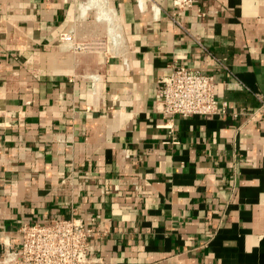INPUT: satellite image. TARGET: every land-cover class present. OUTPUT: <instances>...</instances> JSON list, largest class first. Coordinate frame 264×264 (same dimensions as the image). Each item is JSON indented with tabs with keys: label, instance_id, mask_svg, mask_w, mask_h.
<instances>
[{
	"label": "crops",
	"instance_id": "1",
	"mask_svg": "<svg viewBox=\"0 0 264 264\" xmlns=\"http://www.w3.org/2000/svg\"><path fill=\"white\" fill-rule=\"evenodd\" d=\"M85 1L0 0V261L22 225L74 215L103 264H264V0H195L190 35L173 0H105L112 57L65 43L100 29ZM173 65L213 75L229 114L164 128Z\"/></svg>",
	"mask_w": 264,
	"mask_h": 264
},
{
	"label": "built area",
	"instance_id": "2",
	"mask_svg": "<svg viewBox=\"0 0 264 264\" xmlns=\"http://www.w3.org/2000/svg\"><path fill=\"white\" fill-rule=\"evenodd\" d=\"M176 11L172 20L189 34L180 14L195 8V0H173ZM197 16L206 19L210 14L196 10ZM190 35V34H189ZM67 39V34L62 40ZM128 68V62L125 61ZM238 88H245L238 83ZM261 105L249 113V122L264 117V98L257 95ZM229 104L216 97L213 75L204 74L184 65L171 66V73L159 79L155 93V109L166 119L164 128L175 130V118L224 116ZM234 116H238L237 113ZM94 222V220H92ZM18 244L5 237L4 253L0 264H103V258L94 254L92 240L100 235L96 226H89L83 218L71 215L53 223L24 224L18 230Z\"/></svg>",
	"mask_w": 264,
	"mask_h": 264
},
{
	"label": "rangeland",
	"instance_id": "3",
	"mask_svg": "<svg viewBox=\"0 0 264 264\" xmlns=\"http://www.w3.org/2000/svg\"><path fill=\"white\" fill-rule=\"evenodd\" d=\"M88 14H94L96 20H100L98 21V24L100 25L99 31L96 34H84L80 38L76 34H69L70 39L65 42L67 43L66 45H70L69 50L74 53L97 52L100 54H104L106 57L119 55L120 50H116L113 45L114 39L112 38L114 37L116 39V37L112 33V28H110L112 33L111 35L108 32L107 23L103 22L104 20L108 21L112 26V22L110 21L109 16H99L100 11L97 8L90 10ZM96 22L94 24L96 26H99L96 24Z\"/></svg>",
	"mask_w": 264,
	"mask_h": 264
},
{
	"label": "bare ground",
	"instance_id": "4",
	"mask_svg": "<svg viewBox=\"0 0 264 264\" xmlns=\"http://www.w3.org/2000/svg\"><path fill=\"white\" fill-rule=\"evenodd\" d=\"M81 4H82L81 5V16L82 17H85L88 11L90 12V10H92L94 8L95 9L97 8L100 11V16H104V15L105 16L106 15L109 16L110 21L112 22V27H114V24H115L114 16L113 15H110L111 13L107 12V9L108 8H107L106 1L105 0H86L85 3H81ZM113 14H114V12H113ZM115 26H116L115 28H112V33L116 37V40L120 41L121 35L119 34V32H117V25L116 24H115Z\"/></svg>",
	"mask_w": 264,
	"mask_h": 264
}]
</instances>
